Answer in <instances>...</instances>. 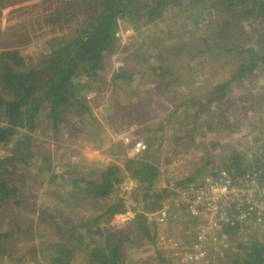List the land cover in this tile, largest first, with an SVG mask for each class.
Segmentation results:
<instances>
[{"label":"trees","instance_id":"obj_1","mask_svg":"<svg viewBox=\"0 0 264 264\" xmlns=\"http://www.w3.org/2000/svg\"><path fill=\"white\" fill-rule=\"evenodd\" d=\"M65 1L80 5L88 2ZM94 1L91 0V3ZM153 1H156V6L147 10L148 6L138 5L135 0H100L102 8L99 13L85 23L79 24L71 33H59L52 37L43 54L39 52L37 55H31L16 49L0 51V146L11 148L7 155L0 157V264H128L134 258L126 256L125 251L138 250L143 242L154 245L157 264H198L182 262L179 256L173 262L168 261L169 257L162 258L161 252L156 249L155 240L156 226L162 225L149 215L168 207V217L164 224L166 225L171 214L170 206H175L172 202L175 189H184L205 177H214L220 169L231 176H239L252 169L259 179L264 181V164L243 166L242 157L233 153L222 162L223 165L212 167L210 174L204 172L207 168V164L204 163L194 173L162 184L161 179L164 180L163 175L167 171L163 164L167 163L169 157L164 158L162 163L159 156L162 136L158 141L156 134L163 132L166 118L153 122H149L148 119L132 122L131 119L136 120L140 114L142 105L139 102L132 109H125L131 105H119L123 113L118 112V118L121 122L130 120V125L125 123L123 127L127 125L136 129L135 133L140 134L141 142L146 145L144 151L132 153L128 145L112 141L109 143V149L112 153H117L115 149L119 153L116 157L112 156L115 161H110L100 169L89 168L84 164L65 166L67 171L71 168L79 167L80 170L83 168L81 171L69 173L65 179L63 173L67 172L58 171L60 168L52 167L49 157L42 156L39 157L40 162H35L37 175H28L34 157L29 150L31 144L29 133L38 126L48 132V124L42 127L44 120L50 121L52 134L56 136L59 133V126L67 123L61 117L62 112L65 108L73 109L78 124L84 127L88 120H91L93 123L89 126L98 130L96 127L98 121L93 118L90 106L81 98L83 89L81 90L75 81L79 78L94 79L98 76L102 69L104 51L112 47L119 21L124 15L130 14L131 8L143 7L146 10V21L151 22L154 18L160 17L161 12L157 13L158 10L166 7L169 2L178 4L184 0ZM189 1L195 7L203 4V0ZM209 2L212 5L211 10L219 12L226 20L230 21L233 18L238 20L237 23L224 25L216 36L217 41H221L222 46L218 45L220 51L240 56V61L228 80L208 87V98L205 102L195 101L191 105L192 108L184 109L185 112H192L195 117L204 116L207 108H215L219 103L220 106L215 110L220 113L223 102L227 100L226 97L231 90L230 85L245 81L259 66L264 67L262 47L241 49L225 45L228 28L229 35L240 31V20L264 24V0H209ZM260 40L255 39L256 47ZM154 56V59L145 57L144 60L147 66L145 72L150 75L153 83L157 80L155 78L162 79L170 74L166 71L161 55ZM132 76L130 70L119 69L113 73L111 81L120 87L132 81ZM263 98L260 99V103H264ZM176 111H179V107L173 109V112ZM120 120L118 123L121 126ZM81 126H73L71 132L74 134L76 131L80 132L84 129ZM187 138L191 143L192 137ZM134 141L133 138L132 142ZM184 145L186 144L183 143ZM126 174L135 187L130 191L131 203L125 197V192L118 195L117 191ZM46 178L47 184L59 183L53 191L54 197L66 195L72 201L69 216L64 217L63 221H60L55 211L35 203V193L32 189L39 188ZM30 181L36 188L27 187ZM58 188L63 189L59 191ZM169 198L171 205L167 206ZM132 204L134 206L130 212L133 213V219L130 224L133 228L136 227L137 234L134 236L136 239L121 237L105 229L113 218L125 215L128 212L127 208ZM181 208L193 229L192 234L188 239L171 240L189 247L195 237L194 224L188 217L186 206L182 205ZM3 209L19 211L22 214L15 218H6ZM237 231L234 227L226 229L227 246L220 247V251L207 252V264H223L221 261H229L228 264H264V237L252 236L250 240L237 242L239 239ZM139 263L146 264L141 261Z\"/></svg>","mask_w":264,"mask_h":264},{"label":"rangeland","instance_id":"obj_2","mask_svg":"<svg viewBox=\"0 0 264 264\" xmlns=\"http://www.w3.org/2000/svg\"><path fill=\"white\" fill-rule=\"evenodd\" d=\"M87 1L80 5L65 0H0V51L16 49L31 55L39 52L43 54L52 37L59 33H71L72 29L100 12V0L92 3L91 0ZM135 1L138 5L148 6L147 10L156 6V1L153 0ZM209 3V0H203L202 5L195 7L189 0L178 4L169 2L166 7L158 10L157 13L161 12L160 17L151 22L146 21V10L143 7L131 8L130 14H125L119 21L112 47L104 51L102 69L98 76L94 79L81 77L82 79L75 81L83 89L81 98L90 106L93 118L98 121V130L89 126L93 123L91 120L86 121L87 125L84 127L78 124L73 109L65 108L62 112L61 117L67 123L59 126L56 136L52 134L50 121L44 120L42 127L48 124V132L38 126L29 133V150L34 157L28 175H37L35 162H40L39 157L42 156L49 157L52 167L60 168L58 171L67 172L63 173L65 179L69 173L83 170L78 167L67 171L65 166L84 164L89 168L100 169L110 161H115L112 156L116 157L119 151L115 149L117 153H112L109 149L113 132L127 131L141 140L133 126L123 127L130 120L121 122L118 118V112L123 113L119 105H131L125 109H132L138 102L142 105L140 114L136 120L130 118L132 122L147 119L153 122L166 118L163 132L156 134L158 141L162 136L159 143L162 163L164 158L169 157L167 163L163 164L167 171L163 175L164 180L161 179L162 184L192 174L204 163L207 164L204 172L210 174L212 167L223 165L222 162L233 153L242 157L243 166L264 164V103H260V99L264 97V67L259 66L245 81L230 85L231 90L220 113L215 110L220 103L215 108H207L204 116L195 117L192 112L184 110L195 101L205 102L208 87L228 80L240 61V56L220 51L218 45L222 46L221 41H217L216 36L224 25L237 23L238 20H226L219 12L212 11ZM239 25L240 31L230 35L228 28L226 47H262L263 50L264 24L240 20ZM255 39H261L257 47ZM159 54L170 74L162 79L155 78L157 80L153 83L150 75L145 72L147 66L144 60L145 57L154 59V55ZM117 68L130 70L133 73L132 81L117 87L111 81ZM175 107H179V111L173 112ZM236 123H239L238 126H235ZM75 125L84 129L74 134L71 128ZM187 136L192 137L191 143ZM183 143L186 145L183 146ZM10 150V146H0V157L7 155ZM127 174L117 191L118 195L125 192V197L131 203L130 191L135 187ZM27 184L28 188H36L31 181ZM58 184H47L46 178L39 188L32 190L35 193V203L55 211L60 221H63L64 217L69 216L72 201L66 195L54 197L53 191ZM61 189L63 188H58L59 191ZM170 199L167 206L171 205ZM62 201L65 202L61 203ZM133 206L134 204L127 208L125 215L113 218L105 229L121 237L136 239V227L133 228L130 224L133 219L130 210ZM170 209L167 224L156 226L155 240L161 257H169L168 261L173 262L180 254L174 253L171 256L168 245L163 248L158 243L160 237L184 240L190 238L193 229L181 207L171 205ZM19 214L22 213L3 209L6 218H15ZM74 217L75 215L72 218ZM246 239L241 237L237 242H245ZM140 247L138 250L126 249V256L134 258L128 264H140L139 261L157 264L154 245L143 242ZM226 262L228 264L229 261ZM226 262L221 261L223 264Z\"/></svg>","mask_w":264,"mask_h":264},{"label":"built area","instance_id":"obj_3","mask_svg":"<svg viewBox=\"0 0 264 264\" xmlns=\"http://www.w3.org/2000/svg\"><path fill=\"white\" fill-rule=\"evenodd\" d=\"M132 136L127 131H115L111 141L128 145L132 153L144 151L146 145L134 136L132 142ZM249 170L231 176L220 169L214 177H205L184 189H175L172 202L176 207L186 206L195 230L194 241L189 247L165 240L174 253L180 254L182 262L207 264V252L220 251V247L227 246L225 231L228 227L237 228L238 238H247L246 241L252 236L264 237V181L254 170ZM167 209L164 207L149 216L164 225Z\"/></svg>","mask_w":264,"mask_h":264},{"label":"crops","instance_id":"obj_4","mask_svg":"<svg viewBox=\"0 0 264 264\" xmlns=\"http://www.w3.org/2000/svg\"><path fill=\"white\" fill-rule=\"evenodd\" d=\"M158 243H159L163 248H165V246L168 245L166 242H164L163 237H160V240L158 241ZM166 244H167V245H166ZM167 248H168V246H167ZM168 250H169V248H168ZM170 254H171V256H173V251L171 252V250H170ZM167 255H168V254H167Z\"/></svg>","mask_w":264,"mask_h":264}]
</instances>
